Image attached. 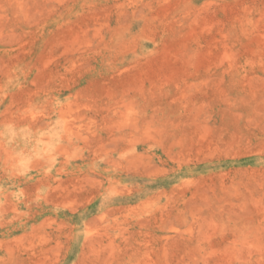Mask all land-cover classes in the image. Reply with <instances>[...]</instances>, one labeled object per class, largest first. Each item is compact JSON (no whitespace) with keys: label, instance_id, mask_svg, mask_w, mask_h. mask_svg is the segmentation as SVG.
Wrapping results in <instances>:
<instances>
[{"label":"rangeland","instance_id":"obj_1","mask_svg":"<svg viewBox=\"0 0 264 264\" xmlns=\"http://www.w3.org/2000/svg\"><path fill=\"white\" fill-rule=\"evenodd\" d=\"M0 264H264V0H0Z\"/></svg>","mask_w":264,"mask_h":264}]
</instances>
